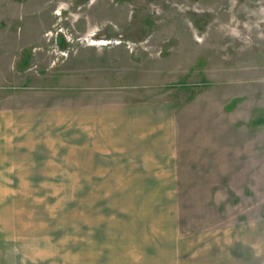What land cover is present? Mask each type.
I'll return each mask as SVG.
<instances>
[{
    "label": "rangeland",
    "instance_id": "obj_1",
    "mask_svg": "<svg viewBox=\"0 0 264 264\" xmlns=\"http://www.w3.org/2000/svg\"><path fill=\"white\" fill-rule=\"evenodd\" d=\"M113 99L175 105L180 226L164 181L0 169V264H208L206 233L229 223L230 264H264V166L239 152L264 142V0H0V109ZM224 131L231 162L212 163Z\"/></svg>",
    "mask_w": 264,
    "mask_h": 264
},
{
    "label": "crops",
    "instance_id": "obj_2",
    "mask_svg": "<svg viewBox=\"0 0 264 264\" xmlns=\"http://www.w3.org/2000/svg\"><path fill=\"white\" fill-rule=\"evenodd\" d=\"M178 135L175 105L168 100H69L53 106L17 105L0 109V169L51 170V162H63L62 168L80 171V181H164V194H159L164 205H159V210L167 218L165 226L176 228L181 216L175 189L179 181ZM258 136L240 146L241 161L251 164V168L264 166V142L262 136L258 141ZM223 138L219 145L209 146L212 163L231 162L230 132H225ZM73 146L77 147L79 164L74 167L70 165ZM19 159L39 165H16ZM260 230L257 220L250 221L239 243L252 249L254 236L257 247ZM206 236L209 249L219 251L218 257L208 258V264H230L231 223L213 227ZM147 245L145 249H149Z\"/></svg>",
    "mask_w": 264,
    "mask_h": 264
}]
</instances>
